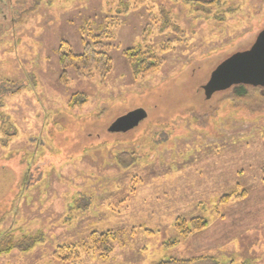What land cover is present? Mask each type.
I'll list each match as a JSON object with an SVG mask.
<instances>
[{"label":"rangeland","instance_id":"374dc122","mask_svg":"<svg viewBox=\"0 0 264 264\" xmlns=\"http://www.w3.org/2000/svg\"><path fill=\"white\" fill-rule=\"evenodd\" d=\"M263 28L264 0H0V239L36 238L0 264H264V89L202 90ZM84 40L106 73L60 61ZM129 48L158 65L137 75ZM181 218L206 226L182 234ZM110 231L108 256L88 249Z\"/></svg>","mask_w":264,"mask_h":264},{"label":"trees","instance_id":"16d2710c","mask_svg":"<svg viewBox=\"0 0 264 264\" xmlns=\"http://www.w3.org/2000/svg\"><path fill=\"white\" fill-rule=\"evenodd\" d=\"M193 1V0H189ZM221 0H194L195 3L202 5L204 3L209 4H219ZM175 28H177L176 25H174ZM101 38L100 36H96ZM68 50V53L64 54L62 51L60 56V61L64 64V57L70 58V60L74 61L78 65H87L90 63L96 64L97 69L102 70L103 72H107V70L110 68L112 59H110V56H108L107 53L103 51L101 48V45L99 42H87L84 40L83 42V51L79 54H75L69 46L66 47ZM125 54L127 55V59L135 71V73L138 74H147L149 71L156 68L158 63L155 60H150L149 58L151 56L145 57L143 56L144 53L140 51V49H134L129 48L125 50ZM249 87V88H248ZM262 88L258 86H247V85H235L232 86V89H234L236 92L234 93L235 97L243 99L247 94L248 90ZM264 89V88H262ZM246 195L245 192H242L240 195L235 194V198L244 197ZM232 195L224 196L222 198V201H226L229 198H231ZM176 229L179 230L182 234H191V232L201 231L202 228L206 226V221L202 218H191L190 221H185L184 219H179L176 222ZM116 238V234H114L112 231L105 232V233H93L91 236V241L89 242L88 249L93 251L96 254H100L101 256H108L109 253H111L113 249V245L111 242ZM30 239V238H29ZM28 238L19 239L18 241L12 240L11 237L3 236V238L0 239V254L7 253L11 251V248H14L16 244H20V242L27 244V247H25L26 250H29L30 247L33 245V243H36L34 239H31V241L27 242L29 240ZM27 242V243H26ZM6 244L3 246V244ZM56 256L58 258H61L63 261H69L72 258H76L79 254V251L76 250H70L68 253H66L63 256H59V250L56 251ZM157 264H219L214 258L210 256H204L203 257H194L192 259L186 260V259H175V258H169V260H161L157 262Z\"/></svg>","mask_w":264,"mask_h":264},{"label":"water","instance_id":"95a60500","mask_svg":"<svg viewBox=\"0 0 264 264\" xmlns=\"http://www.w3.org/2000/svg\"><path fill=\"white\" fill-rule=\"evenodd\" d=\"M264 88V28L258 33L249 49L235 52L221 61L210 73L208 82L202 85L205 99L233 85ZM143 108L128 111L110 124V132H127L146 118Z\"/></svg>","mask_w":264,"mask_h":264}]
</instances>
